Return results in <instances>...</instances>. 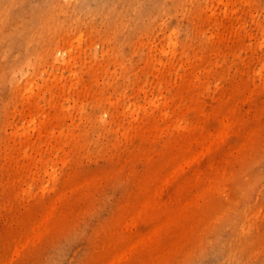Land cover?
I'll list each match as a JSON object with an SVG mask.
<instances>
[{"label": "rangeland", "instance_id": "rangeland-1", "mask_svg": "<svg viewBox=\"0 0 264 264\" xmlns=\"http://www.w3.org/2000/svg\"><path fill=\"white\" fill-rule=\"evenodd\" d=\"M0 264H264V0H0Z\"/></svg>", "mask_w": 264, "mask_h": 264}, {"label": "bare ground", "instance_id": "bare-ground-1", "mask_svg": "<svg viewBox=\"0 0 264 264\" xmlns=\"http://www.w3.org/2000/svg\"><path fill=\"white\" fill-rule=\"evenodd\" d=\"M219 125H220V132L219 134L223 137L227 135L228 129L230 127L235 126L238 123V118H233L231 121H225L224 118H220L219 120Z\"/></svg>", "mask_w": 264, "mask_h": 264}]
</instances>
